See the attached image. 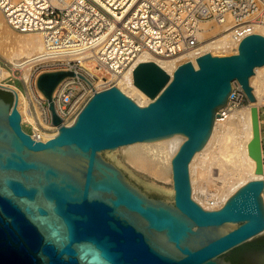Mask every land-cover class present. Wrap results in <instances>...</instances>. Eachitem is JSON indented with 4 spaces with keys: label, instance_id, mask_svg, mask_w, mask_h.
<instances>
[{
    "label": "water",
    "instance_id": "95a60500",
    "mask_svg": "<svg viewBox=\"0 0 264 264\" xmlns=\"http://www.w3.org/2000/svg\"><path fill=\"white\" fill-rule=\"evenodd\" d=\"M196 61L198 69L187 58L176 62L171 75L139 63L133 84L150 97L146 106L114 86L96 92L70 126L53 94L75 73L40 74L37 88L59 127L49 140L24 130L17 96L13 103L0 96V264H233L232 250L264 234L263 148L250 84L264 66V35L244 38L237 54ZM235 81L252 103L255 177L208 210L193 199L190 164ZM175 135L185 141L172 159V199L151 197L104 156Z\"/></svg>",
    "mask_w": 264,
    "mask_h": 264
},
{
    "label": "built area",
    "instance_id": "2783aa9c",
    "mask_svg": "<svg viewBox=\"0 0 264 264\" xmlns=\"http://www.w3.org/2000/svg\"><path fill=\"white\" fill-rule=\"evenodd\" d=\"M0 12L13 30L43 36V57L29 64L33 66L31 81L24 80V91L17 87L29 102V117L23 118L18 106L22 124L38 141L53 138L59 128L37 88L40 74L75 73L59 84L53 96L58 116L70 126L96 92L116 86L141 57L179 59L196 52L213 39L207 36L205 24L225 26L238 47L247 36L260 34L257 26H264V0H0ZM187 59L197 64L196 58ZM21 71L14 68L16 73ZM13 94L19 103L18 94ZM249 103L235 81L218 117L225 120ZM258 108L264 163V100ZM224 204L212 197L207 209L217 210Z\"/></svg>",
    "mask_w": 264,
    "mask_h": 264
},
{
    "label": "bare ground",
    "instance_id": "6f19581e",
    "mask_svg": "<svg viewBox=\"0 0 264 264\" xmlns=\"http://www.w3.org/2000/svg\"><path fill=\"white\" fill-rule=\"evenodd\" d=\"M1 21L4 20L0 19V34L6 43L11 44L9 48H12V50H10L9 60L14 65L13 69L21 67L25 75L24 78L30 82L33 66H29V64L42 59L45 50L43 36L41 33H29L28 35L16 38L9 28L7 29V27L1 24ZM204 27L207 36H216L217 39L207 41L196 52L186 55L183 58L195 60V58L210 52L213 56L225 55L226 53H230L228 51H232L234 54L238 53V44L226 30L225 26L217 24L212 26L211 23H207ZM220 30H225L226 33L215 35ZM256 31L264 35V26H257ZM147 61L157 63L171 75L177 67L176 62H178V58L147 55L141 57L138 63ZM195 66L197 67V64ZM11 75L12 72L3 68L0 64V88L16 92L19 97L18 106L23 118L29 117V103L25 95L21 91H18L16 86L4 82ZM133 82V70H129L117 80L116 86L125 94L132 97L139 105L146 106L151 100L150 97L133 84ZM250 84L256 97L255 104L259 107L264 100V66L255 69V74L250 78ZM251 108L252 103L250 102L248 105L241 107V109L233 113L231 112L225 120H221L219 117L216 118L209 141L204 149L194 156L190 164V176L194 197L196 193L195 181L197 179L202 184L201 192H199L202 197L205 200L215 197L222 204L242 184L255 177L256 162L249 156L248 152V144L253 136ZM219 127L221 133L216 131ZM215 131L220 138L218 136V144H215L213 148V141L217 138L214 137ZM48 137L46 136L45 138ZM171 138L156 142H139L127 145L128 147L123 146L125 147L123 155L137 168L149 173L155 179L168 178L173 181L172 159L180 145L185 141V137L175 135V137L173 136ZM262 179H264V174L262 175ZM173 191L174 189L171 188L168 192L172 195ZM203 206L208 208L206 205Z\"/></svg>",
    "mask_w": 264,
    "mask_h": 264
},
{
    "label": "rangeland",
    "instance_id": "374dc122",
    "mask_svg": "<svg viewBox=\"0 0 264 264\" xmlns=\"http://www.w3.org/2000/svg\"><path fill=\"white\" fill-rule=\"evenodd\" d=\"M0 19L1 20L2 19L4 20V17H3V15H2L1 12H0ZM1 24L4 27H7V29L9 28V30L13 33V35L16 38H20L22 36H25V35H28L29 34V33H19L17 31L13 30L12 28H10L5 23V21H1ZM211 25L213 26L214 24L211 23ZM223 33H226V31L225 30L224 31L223 30H220L215 35H220V34H223ZM210 36H212V35H210ZM215 39H217L216 36L213 37V39H211V40L209 39L207 41H213ZM207 41H206V43H207ZM10 45L11 44H8V43L5 42V39L2 38V36L0 34V64H1V66L3 68H5V69H7V70H9V71L12 72V75L10 77L6 78L4 82L7 83V84H9V85L17 86L19 89H21V90L24 91V86L23 85H24V80H26V78H24L25 77L24 72L21 71L19 73H16V72L13 71L14 70L13 69L14 65L9 60V56L11 54L10 53V50H12V48H9ZM228 52H230V53H228V54L226 53L227 55H230V54L233 55L234 54L232 51H228ZM180 60H182V59L180 58ZM180 60L178 59V61H180ZM0 90L9 92L10 93V96H11V101H12V103L14 102L15 96H14V94H13V92L11 90L10 91H8L9 89H6V90L0 89ZM239 109H241V107L238 108L237 110H239ZM23 128H24V130L29 131L28 127H26L25 125L23 126ZM220 130L221 129L219 127L216 131H218L219 133H221ZM218 136L219 135L216 132L214 134V137H217V138H215L214 141H213L214 142L213 148L215 147V144L216 145L218 144V141H219V138H220V136H219V138H218ZM124 149H125V147H121V148H119L117 150H114V151H107V152L104 153V156L107 159H109L110 161H112L113 163H115L119 168H121L123 170V172L126 174V176L128 177L129 180H131L134 184H136L137 186H139L143 191H145L151 197H156L158 199H172L173 198L174 191H173V194L172 195H170L168 191L171 188H173V181H171L168 178H165V179H155L149 173H147V172H145V171L137 168L134 164H132L130 161H128L126 159L125 155H123L124 154ZM197 181H195V183H196L195 184V192H196L195 193V197H194V194L192 193L193 199L196 202H198L199 204H201V205L203 204V205H206L208 207V204L207 203H208V201L211 198H209L208 200H205L202 197L201 193H199V192H201L202 184H201V182L199 183V180L198 179H197ZM192 189H193V185H192ZM262 238H264V234L260 235L259 237L255 238L252 241H250L248 243H245V244H250V243H252L253 241H255L257 239H262ZM245 244L242 245L243 247L240 246L239 248H241V247L243 248V249H241V251L243 252V257L246 258V260L248 261V264H264V251L255 250L253 248H250V246H246L245 247Z\"/></svg>",
    "mask_w": 264,
    "mask_h": 264
},
{
    "label": "trees",
    "instance_id": "16d2710c",
    "mask_svg": "<svg viewBox=\"0 0 264 264\" xmlns=\"http://www.w3.org/2000/svg\"><path fill=\"white\" fill-rule=\"evenodd\" d=\"M0 96L6 97V94L3 92H0ZM6 99L9 102H12L9 98L6 97ZM246 246H250V248H253L255 250L264 251V238L257 239L250 244H245V247ZM242 247L241 248L238 247V248L232 250L230 256L227 258L233 264H248V261L246 260V258L243 257V252L241 251V249H243Z\"/></svg>",
    "mask_w": 264,
    "mask_h": 264
},
{
    "label": "flooded vegetation",
    "instance_id": "af4514ba",
    "mask_svg": "<svg viewBox=\"0 0 264 264\" xmlns=\"http://www.w3.org/2000/svg\"><path fill=\"white\" fill-rule=\"evenodd\" d=\"M3 98H5V99H6V97H4V96H3ZM6 100H7V99H6ZM7 101H8V100H7ZM154 198H156V197H154ZM157 199H158V198H157ZM230 254H231V253H230ZM230 254H229V255H227V258L230 256Z\"/></svg>",
    "mask_w": 264,
    "mask_h": 264
},
{
    "label": "crops",
    "instance_id": "0c3cea01",
    "mask_svg": "<svg viewBox=\"0 0 264 264\" xmlns=\"http://www.w3.org/2000/svg\"><path fill=\"white\" fill-rule=\"evenodd\" d=\"M17 87V86H16Z\"/></svg>",
    "mask_w": 264,
    "mask_h": 264
}]
</instances>
